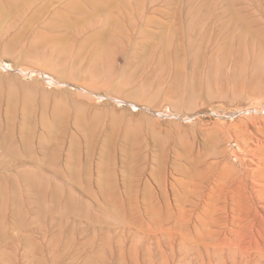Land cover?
<instances>
[{
  "label": "rangeland",
  "instance_id": "obj_1",
  "mask_svg": "<svg viewBox=\"0 0 264 264\" xmlns=\"http://www.w3.org/2000/svg\"><path fill=\"white\" fill-rule=\"evenodd\" d=\"M261 13L0 0L1 260L264 264V56L239 46Z\"/></svg>",
  "mask_w": 264,
  "mask_h": 264
},
{
  "label": "bare ground",
  "instance_id": "obj_2",
  "mask_svg": "<svg viewBox=\"0 0 264 264\" xmlns=\"http://www.w3.org/2000/svg\"><path fill=\"white\" fill-rule=\"evenodd\" d=\"M246 8L245 7H242V8H240L238 11L237 10H235L237 13L240 11V12H242L243 13V15L241 16V19L242 20H240L237 16H236V12H235V16L233 15V16H231L228 20H227V22L228 23H236V24H240V23H243V28H246V24H247V27L249 26V25H255V24H258L259 25V22L260 21H262L260 18H258V16L257 15H254L253 13H249L248 12V10H245ZM231 10H233V9H231V8H228V10H227V12H226V14L227 13H229V11H231ZM142 14H143V12L142 11H137V12H132V13H129V18L131 19V20H134V18L135 17H141L142 16ZM180 14H181V11L179 12L178 11V17L180 16ZM225 14V16H227ZM262 14V13H261ZM263 15V14H262ZM264 16V15H263ZM237 18V19H239V21H237L236 19H234V18ZM251 17H253V18H251ZM206 18H210V16L209 17H207L206 16ZM245 18H247L246 20H245ZM240 22V23H239ZM245 30V29H244ZM259 31H261V29H258ZM251 38V39H250ZM250 38H246L243 42H240V49L242 48V47H244L245 48V50L247 49L248 50V52L249 53H251L250 51H253V53L254 54H260L259 56H261V57H263L264 56V43H263V39H261V38H257V37H250ZM234 46L235 45H231L230 46V44H229V48H228V50L230 49V48H234ZM226 47H227V45H226ZM258 50V51H257ZM256 52V53H255ZM1 132V131H0ZM10 133H12V131L9 129H7V131H6V133L5 134H10ZM55 147V146H54ZM12 182V181H11ZM10 182V183H11ZM9 183V184H10ZM9 187L11 186V185H8ZM2 195V197L3 198H6L7 197V193H2L1 194ZM12 217H17V214H16V212L14 211V212H12V215H11ZM163 224V223H162ZM11 230L13 231V228H11ZM19 239H18V236H14V235H12V236H10V237H8L4 242H1L0 243V247H6V246H9V245H14L17 241H18ZM2 258L0 257V264H6V260H1ZM124 264V263H123Z\"/></svg>",
  "mask_w": 264,
  "mask_h": 264
}]
</instances>
